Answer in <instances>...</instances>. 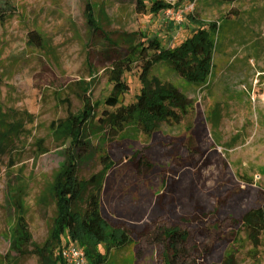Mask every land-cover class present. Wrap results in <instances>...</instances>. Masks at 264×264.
Wrapping results in <instances>:
<instances>
[{"label": "rangeland", "instance_id": "374dc122", "mask_svg": "<svg viewBox=\"0 0 264 264\" xmlns=\"http://www.w3.org/2000/svg\"><path fill=\"white\" fill-rule=\"evenodd\" d=\"M143 1L145 12L132 0H11L0 19V264H40L9 253L12 196L21 197L33 242L43 243L56 214L51 177L71 142L66 117L81 107L83 91L95 110L83 132L86 147L77 151L86 187L75 208L83 212L95 194L101 214L131 237L104 264H159L161 236L141 245L158 223L190 232L198 264L218 262L228 248H236L238 264H264V247L252 258L244 233L230 232L264 202V0ZM156 1L170 8L150 12ZM87 3L103 35L88 28ZM188 13L220 24L208 83L189 84L164 61L143 79L136 61L125 71L129 90L120 103L161 85L189 113L178 123L158 122L146 143L133 125L110 134L115 108L105 99L118 49L145 54L152 39L159 40L152 50L174 47L192 33ZM30 30L39 45L28 40Z\"/></svg>", "mask_w": 264, "mask_h": 264}, {"label": "trees", "instance_id": "16d2710c", "mask_svg": "<svg viewBox=\"0 0 264 264\" xmlns=\"http://www.w3.org/2000/svg\"><path fill=\"white\" fill-rule=\"evenodd\" d=\"M137 12H145L147 5L143 0H132ZM170 8L169 4L158 1L149 5L148 10L153 13ZM12 9L11 0H0V19ZM84 14L88 28L92 34L103 35L97 27L93 11L87 3ZM188 27L192 33L172 48L152 50L158 46L159 40L146 41L145 54L137 46L118 49L117 57L111 62L108 71V81L112 84L111 92L105 99V104L114 107L112 123L108 132L118 135L127 126L133 125L140 132L143 143L148 142L158 122L178 123L189 113L183 99L175 90L161 85H155L152 90H143L129 103H120V98L127 93L129 87L125 81V71L131 69L136 61L141 62V77L145 79L152 67L159 62L169 63L179 77L193 85L204 86L208 83L213 64L215 50V33L219 31L218 21H206L195 13L186 15ZM28 40L34 45L40 44V35L35 30L27 33ZM145 42V41H144ZM82 105L66 117L70 146L64 151L63 163L52 174L51 192L55 199L56 214L53 218L49 238L41 244H36L27 223L25 207L19 193L12 196L14 219L10 229L9 253L14 256H35L40 264H64L61 249L68 242H74L84 248L90 264H104L106 255L111 250H118L130 243L129 229L111 224L100 212L97 196L90 194L85 202L83 212L76 210V203L86 182L78 176L77 151L85 149L83 138L86 123L92 118L95 104L90 94L82 92ZM107 115L108 112L103 113ZM2 148L0 145V152ZM244 233L250 242L248 251L252 258H256L258 250L264 247V202L249 211L236 231H230L234 236ZM66 235L68 242H62ZM161 236L162 251L159 264H198L191 251L193 243L190 232L180 226H169L158 223L154 226L150 236L142 240V247H151L153 240ZM179 237V240L176 239ZM65 243V244H63ZM101 244L105 253L97 251L95 244ZM236 248L225 249L221 259L213 264H238Z\"/></svg>", "mask_w": 264, "mask_h": 264}, {"label": "built area", "instance_id": "2783aa9c", "mask_svg": "<svg viewBox=\"0 0 264 264\" xmlns=\"http://www.w3.org/2000/svg\"><path fill=\"white\" fill-rule=\"evenodd\" d=\"M61 255L67 264H90L84 248L77 243L68 242L61 249Z\"/></svg>", "mask_w": 264, "mask_h": 264}]
</instances>
